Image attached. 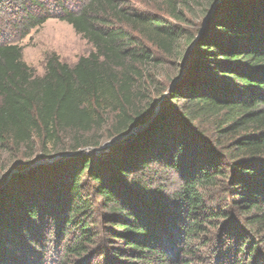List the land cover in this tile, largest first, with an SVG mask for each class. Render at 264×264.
I'll return each instance as SVG.
<instances>
[{
  "label": "trees",
  "instance_id": "16d2710c",
  "mask_svg": "<svg viewBox=\"0 0 264 264\" xmlns=\"http://www.w3.org/2000/svg\"><path fill=\"white\" fill-rule=\"evenodd\" d=\"M157 1L0 0V264H264V0ZM49 19L91 51L38 77Z\"/></svg>",
  "mask_w": 264,
  "mask_h": 264
},
{
  "label": "rangeland",
  "instance_id": "374dc122",
  "mask_svg": "<svg viewBox=\"0 0 264 264\" xmlns=\"http://www.w3.org/2000/svg\"><path fill=\"white\" fill-rule=\"evenodd\" d=\"M134 5L142 10L152 13H159L161 10V4L157 0H136ZM187 18L189 19V17ZM45 23L46 24L40 28L33 30L28 37L20 43V46L22 47V60L33 70L35 76L38 77L42 76L44 73L46 54L54 53L58 56L61 62L72 66L81 57L86 56L91 51V46L88 42L81 39L66 22L49 19ZM173 61L164 60V64L161 67H158L156 71H152L151 74H153L155 79L159 82H163L164 79L169 76L174 78ZM106 120L109 122L110 117H106ZM103 133L104 131L101 134ZM111 140L106 138L103 139V141L100 142V148ZM104 150L108 149L106 148ZM90 151L91 149L85 148L80 151V153L85 155ZM11 158L10 155H3L0 161V166L10 164ZM56 158L58 157H55V159ZM46 162L48 161L36 162V164L48 165Z\"/></svg>",
  "mask_w": 264,
  "mask_h": 264
},
{
  "label": "water",
  "instance_id": "95a60500",
  "mask_svg": "<svg viewBox=\"0 0 264 264\" xmlns=\"http://www.w3.org/2000/svg\"><path fill=\"white\" fill-rule=\"evenodd\" d=\"M158 107H159V103H157V105L154 107V112L153 114L149 117V119H147L146 121H144L143 123L139 124V126H136L134 127L133 129H131V132L127 135H125L124 137H121V138H116V139H113L111 141H109L108 143H106L105 145H103V147H101L100 149L101 150H104V149H109V147L111 146H114V145H117V144H120L122 142H127L129 141L132 137L136 136L137 134L140 133V131L144 130V128H146L153 120L154 116L157 114V110H158ZM71 154L67 155V156H70ZM35 165V164H34ZM34 165H31V167H33ZM31 167L27 168L28 170L31 169ZM17 173L16 170L13 169V171H11L7 177V180H9L13 174Z\"/></svg>",
  "mask_w": 264,
  "mask_h": 264
}]
</instances>
